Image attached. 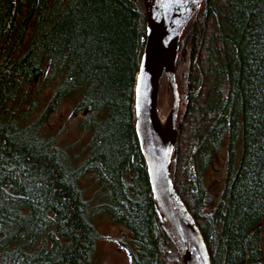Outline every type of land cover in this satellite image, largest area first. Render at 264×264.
<instances>
[{
	"label": "trees",
	"instance_id": "16d2710c",
	"mask_svg": "<svg viewBox=\"0 0 264 264\" xmlns=\"http://www.w3.org/2000/svg\"><path fill=\"white\" fill-rule=\"evenodd\" d=\"M197 11L178 44L190 83L172 178L212 264H264V0ZM146 19L144 0H0V264H92L104 213L128 229L132 264H184L135 131ZM35 83L55 84L45 102ZM67 98L89 108L79 149L46 127Z\"/></svg>",
	"mask_w": 264,
	"mask_h": 264
},
{
	"label": "water",
	"instance_id": "95a60500",
	"mask_svg": "<svg viewBox=\"0 0 264 264\" xmlns=\"http://www.w3.org/2000/svg\"><path fill=\"white\" fill-rule=\"evenodd\" d=\"M155 1L154 5L147 4V31L135 83L136 132L148 167L153 200L174 238L178 239L185 264H212L201 226L177 190L171 166L177 156L178 114L182 99L177 82V46L186 22L198 12L204 0ZM164 74L173 95L170 137L161 131L159 119L158 90ZM186 82L185 93L189 79ZM88 112L89 108L83 110L85 115Z\"/></svg>",
	"mask_w": 264,
	"mask_h": 264
},
{
	"label": "rangeland",
	"instance_id": "374dc122",
	"mask_svg": "<svg viewBox=\"0 0 264 264\" xmlns=\"http://www.w3.org/2000/svg\"><path fill=\"white\" fill-rule=\"evenodd\" d=\"M146 2V6L149 1L144 0ZM148 2V3H147ZM152 3L150 2L149 5ZM182 32V31H181ZM181 34V33H180ZM181 36V35H180ZM180 44V40L178 42ZM180 47V46H179ZM184 56V59H183ZM176 62V70L178 71V83L180 84L181 93L186 96L185 88H186V72H188L189 67V59L188 56L182 53V47L179 48V53L177 55ZM189 79V78H188ZM161 81H163L161 83ZM159 90H158V107H159V119L164 121H169L171 126V109L173 103V95L171 86L167 81L166 75L165 78L160 80L159 82ZM34 87V88H33ZM32 87V93L35 94V90L37 93L35 96L38 101H46V99L51 96V93L55 89V84H52L50 88H42L41 84H34ZM41 87V88H40ZM183 91V92H182ZM34 96V98H35ZM182 109L179 115V121L181 120V114L184 111V104L186 102V97L183 98ZM63 105H60L57 108L52 110L48 118V126L51 129V132H56L59 136V141L63 144H72L76 143V149L81 148V145L89 140V135L80 129L81 122L84 118L83 111L78 109L75 111L76 99H65ZM226 157V154L221 153L219 163H216L218 168L223 167V158ZM212 168V167H211ZM207 177L212 182H216V186L221 177V172L219 169H211L209 174L207 173ZM95 181V177L93 175H88L82 179V185L86 190V194L91 197L96 188L97 184ZM214 188V186H213ZM217 192V191H216ZM215 195V192H214ZM96 226L100 230V237L98 238V246L96 251V256L92 264H132L131 263V255L128 252V248L124 243V235L128 232V229L124 227L122 223L115 222L112 217H110L107 213L101 214L97 216ZM264 246V245H263ZM263 258H264V250H263Z\"/></svg>",
	"mask_w": 264,
	"mask_h": 264
},
{
	"label": "bare ground",
	"instance_id": "6f19581e",
	"mask_svg": "<svg viewBox=\"0 0 264 264\" xmlns=\"http://www.w3.org/2000/svg\"><path fill=\"white\" fill-rule=\"evenodd\" d=\"M147 1H149V3L151 2L152 4L151 5H154V3L156 2L155 0H147ZM148 3V2H147ZM148 3V4H149ZM185 27V26H184ZM180 40V39H179ZM178 50H179V47L177 46V52H178ZM178 55V54H177ZM186 78L188 79L189 78V76L188 75H186ZM186 87H187V83H186ZM188 89H189V86H188ZM182 100V99H181ZM84 114V113H83ZM87 115V114H86ZM85 114H84V116H86ZM135 118H136V114H135ZM160 124H161V131H163V133L166 135V136H168V137H170L171 136V134H172V131H171V126H170V122L169 121H164V120H160ZM135 131H136V121H135ZM139 140V139H138ZM140 144V143H139ZM140 146H141V144H140ZM142 151V150H141ZM142 155H143V153H142ZM145 158V157H144ZM146 162V161H145ZM171 166H172V164H171ZM147 167V166H146ZM147 169H148V167H147ZM148 179H149V176H148ZM149 182H150V179H149ZM155 203V202H154ZM157 206V205H156ZM159 211V210H158ZM160 213V212H159ZM161 216H162V214H161ZM163 218V217H162ZM164 220V219H163ZM165 221V220H164ZM166 223V222H165ZM166 225H167V223H166ZM168 226V225H167ZM168 228H169V226H168ZM170 229V228H169ZM171 231V230H170ZM172 233V232H171ZM173 235V234H172ZM174 237V236H173ZM176 240H177V242H178V246H179V241H178V239L177 238H175ZM179 249H180V247H179ZM181 253H182V259H183V261H184V257H183V252H182V249H181ZM184 264H185V261H184Z\"/></svg>",
	"mask_w": 264,
	"mask_h": 264
}]
</instances>
